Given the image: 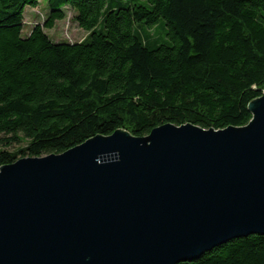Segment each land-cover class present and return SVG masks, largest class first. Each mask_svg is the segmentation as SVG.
Returning a JSON list of instances; mask_svg holds the SVG:
<instances>
[{
    "label": "trees",
    "instance_id": "1",
    "mask_svg": "<svg viewBox=\"0 0 264 264\" xmlns=\"http://www.w3.org/2000/svg\"><path fill=\"white\" fill-rule=\"evenodd\" d=\"M42 1L0 0V169L118 130L245 127L264 96V0H45L44 25L24 36L26 8ZM67 9L88 33L82 42L46 34ZM161 21L172 45L151 47L136 26ZM183 264H264V236Z\"/></svg>",
    "mask_w": 264,
    "mask_h": 264
},
{
    "label": "water",
    "instance_id": "2",
    "mask_svg": "<svg viewBox=\"0 0 264 264\" xmlns=\"http://www.w3.org/2000/svg\"><path fill=\"white\" fill-rule=\"evenodd\" d=\"M245 127L118 130L0 169V264H183L264 236V96Z\"/></svg>",
    "mask_w": 264,
    "mask_h": 264
},
{
    "label": "rangeland",
    "instance_id": "3",
    "mask_svg": "<svg viewBox=\"0 0 264 264\" xmlns=\"http://www.w3.org/2000/svg\"><path fill=\"white\" fill-rule=\"evenodd\" d=\"M121 1L123 3L137 4L143 3L142 0H111V3ZM67 18L64 21L57 22L54 29H47L46 34L57 43H79L84 41L88 33L79 28L78 24L74 21V13L67 9ZM48 17V10L46 6V1H42L38 8L33 9L27 7L25 10V23L26 28L24 36H27L31 33L32 29L37 25H44ZM136 30L139 33L140 37L146 41L151 39V47H154L156 44H169L172 45L171 40L167 36L168 28L165 27L164 22L161 21L156 26L150 28L147 26H136ZM26 146V142H23L21 145H14L9 150H17ZM1 149V147H0Z\"/></svg>",
    "mask_w": 264,
    "mask_h": 264
}]
</instances>
